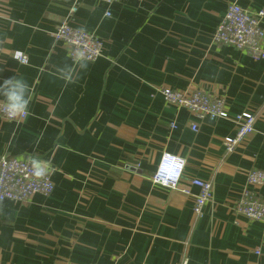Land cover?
<instances>
[{
	"label": "crops",
	"instance_id": "1",
	"mask_svg": "<svg viewBox=\"0 0 264 264\" xmlns=\"http://www.w3.org/2000/svg\"><path fill=\"white\" fill-rule=\"evenodd\" d=\"M231 3L264 9V0H0V82L21 76L30 88L26 118L0 116V158L48 160L55 184L49 196L0 201V264H264V220L234 209L248 171L264 170V59L213 41ZM65 19L104 43L69 84L57 74L72 63L69 46L52 36ZM165 87L222 96L229 117L171 104ZM241 112L256 115L254 130L227 152ZM166 153L185 160L178 189L151 180ZM194 178L213 185L200 213ZM256 190L264 200V184Z\"/></svg>",
	"mask_w": 264,
	"mask_h": 264
},
{
	"label": "built area",
	"instance_id": "2",
	"mask_svg": "<svg viewBox=\"0 0 264 264\" xmlns=\"http://www.w3.org/2000/svg\"><path fill=\"white\" fill-rule=\"evenodd\" d=\"M99 1L110 6L118 0ZM76 11L77 6L75 5L71 8L69 17ZM106 15H111V11L108 10ZM263 17L264 9L251 12L238 3H231L222 22L213 33V41L244 50L254 59H264ZM52 36L55 41L64 42L69 46V55L73 53V50L83 51L87 61L96 60L103 52L104 43L94 32L75 27L69 19L61 22L52 33ZM15 56L23 63L29 61V57L25 53L17 52ZM161 93L167 102L187 108L199 117L211 120L229 117L226 101L222 96L203 90L187 91L171 87L163 88ZM27 115L28 113L22 114L16 119L26 118ZM0 116L10 120L2 107H0ZM234 119L238 124V128L233 135L224 139L227 152L234 151L245 137L254 130L256 115L250 112H241ZM172 127H175V125H172ZM191 129L197 131L198 124L193 123ZM184 169L185 160L183 158L166 153L151 176V180L154 183L178 189L183 180ZM191 184L199 188L198 193L195 195L193 209L196 213H200L204 205L213 198V185L210 181L199 178L192 179ZM247 184L248 187L242 191L234 209L238 214L248 218L264 220V200L260 198L256 190V187L264 184V170L252 169L248 171ZM54 189L52 166L47 174L37 177L33 173L28 157L3 155L0 158V201L10 200L22 203L29 201L35 194L49 196ZM182 190L186 194H191L188 188ZM255 252L259 254L260 250Z\"/></svg>",
	"mask_w": 264,
	"mask_h": 264
},
{
	"label": "clouds",
	"instance_id": "3",
	"mask_svg": "<svg viewBox=\"0 0 264 264\" xmlns=\"http://www.w3.org/2000/svg\"><path fill=\"white\" fill-rule=\"evenodd\" d=\"M72 63L60 67L57 74L66 84L78 78L79 71L87 68V58L83 51L73 50L70 53ZM30 105V88L21 76H10L0 82V107L10 120H15L22 114H27ZM29 162L33 173L37 177L44 176L51 170L48 160L31 156Z\"/></svg>",
	"mask_w": 264,
	"mask_h": 264
}]
</instances>
